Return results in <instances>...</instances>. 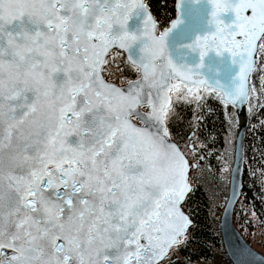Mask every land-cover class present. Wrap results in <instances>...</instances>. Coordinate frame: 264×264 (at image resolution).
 Masks as SVG:
<instances>
[{
    "label": "snow or ice",
    "instance_id": "obj_1",
    "mask_svg": "<svg viewBox=\"0 0 264 264\" xmlns=\"http://www.w3.org/2000/svg\"><path fill=\"white\" fill-rule=\"evenodd\" d=\"M175 9L164 26L149 0H0V264H177L211 170L204 101L226 143L238 105L264 129V0ZM212 53L228 84L203 75ZM248 171L264 192V162Z\"/></svg>",
    "mask_w": 264,
    "mask_h": 264
},
{
    "label": "trees",
    "instance_id": "obj_2",
    "mask_svg": "<svg viewBox=\"0 0 264 264\" xmlns=\"http://www.w3.org/2000/svg\"><path fill=\"white\" fill-rule=\"evenodd\" d=\"M149 3L153 14L157 16L158 19H162L164 21V26H167L176 14L174 0H149ZM259 63H264V59L258 60V64ZM252 79L253 82L259 86L255 75ZM229 110H231L230 106ZM203 111L205 119L202 121L199 135L202 138H206L207 148L210 151L216 152L223 148L225 144L226 127L224 124L223 108L218 98L208 96L204 101ZM197 115H199V113H197ZM186 116L191 117L192 112L188 110ZM256 123L255 119L248 117V125L244 141V188L233 212V221L235 225L244 235L246 240L254 247L255 244H253L249 235L244 232L245 226L250 223L247 219L251 216L242 215V206H247L249 213L252 215L255 213L264 233V192L261 191L260 185L255 178L249 175L248 171L250 167L251 169L259 168L261 162H264V157H261L260 155V152L264 150V143H262V141H264V129H261L258 126L253 127ZM207 164L215 169L217 162L214 160L213 155L210 156ZM207 189L206 184H204V187L197 185L196 190L193 193H190V203L194 208L195 220V227L190 229V231L193 233L194 239L189 241L186 248H181L180 253L184 256L185 260L178 261L177 259H174L173 261H177V264H187L189 258L191 264L197 261L210 259L214 252L222 247L221 234L217 225L214 224L210 214V198ZM260 251L264 254V248Z\"/></svg>",
    "mask_w": 264,
    "mask_h": 264
},
{
    "label": "water",
    "instance_id": "obj_3",
    "mask_svg": "<svg viewBox=\"0 0 264 264\" xmlns=\"http://www.w3.org/2000/svg\"><path fill=\"white\" fill-rule=\"evenodd\" d=\"M184 2L187 5L189 0H184ZM203 4L204 0H201V6H203ZM200 23L201 21L199 19L194 20L193 26L195 27ZM223 59L225 63H227V54H225ZM220 60L221 58L217 57L214 53L210 54L209 57L205 59V67L201 71L204 76L208 77L210 80H214L217 78L215 69L220 67L222 71L218 78L221 80V83L228 84L231 73H224V65L220 63ZM237 110L240 114V123L237 125L236 129L233 163L230 173L234 171L238 165L243 169L245 159L244 141L248 125L247 105H238ZM231 190L232 185L230 179L228 198L223 208L220 221L218 222V230L221 234L225 250L224 257L226 259L222 264H264V255L248 243L233 221L234 208L239 199H236L235 203L230 202Z\"/></svg>",
    "mask_w": 264,
    "mask_h": 264
},
{
    "label": "rangeland",
    "instance_id": "obj_4",
    "mask_svg": "<svg viewBox=\"0 0 264 264\" xmlns=\"http://www.w3.org/2000/svg\"><path fill=\"white\" fill-rule=\"evenodd\" d=\"M174 6H175V0H174ZM261 55H264V54H261ZM134 76H135L134 73H127V72L125 73L126 78H134ZM116 83L117 84L121 83L119 79V73H116ZM236 129H237V124L234 123V126L232 128V134L234 136V139L230 136L229 137L230 143H226V137H225V144L223 148H221L220 150L216 152L210 151L211 154H208L207 152L203 153V155L205 156V159L202 161L203 164L208 165L207 164L208 160L210 159V156L212 155H213L214 160L217 162L216 164L217 166L215 167V169L211 167V170H208L206 168L203 176L200 178L201 182L207 185V188H208L207 193L210 198V205H209L210 214L214 221V224H216L217 227H218V222L220 221L221 214H222L223 208L225 206V203L228 197L230 171H231V167L233 163L234 140H235ZM225 164L229 166V169L228 171L223 172V178H221L220 170L225 167ZM242 208H243L242 209L243 216H248V215L251 216L250 218L247 219V221L250 223H248V225L245 226L244 232L249 235L253 244H255V247L254 246L253 247L257 249L259 252H261L260 250L264 248L263 228L261 227V224L258 222L257 216L249 213L247 206H242ZM224 252L225 250H224V245L222 242V247H220L214 252L212 258L203 260V261H197L193 264H222L226 260L224 257ZM174 259H177V257L176 256L169 257V260H174ZM182 260L184 261L185 258L179 252L178 261H182Z\"/></svg>",
    "mask_w": 264,
    "mask_h": 264
},
{
    "label": "bare ground",
    "instance_id": "obj_5",
    "mask_svg": "<svg viewBox=\"0 0 264 264\" xmlns=\"http://www.w3.org/2000/svg\"><path fill=\"white\" fill-rule=\"evenodd\" d=\"M244 161H245V159H244Z\"/></svg>",
    "mask_w": 264,
    "mask_h": 264
}]
</instances>
